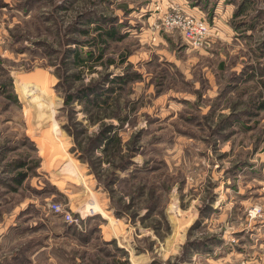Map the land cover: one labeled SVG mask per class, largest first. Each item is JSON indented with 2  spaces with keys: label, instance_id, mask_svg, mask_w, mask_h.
Here are the masks:
<instances>
[{
  "label": "rangeland",
  "instance_id": "1",
  "mask_svg": "<svg viewBox=\"0 0 264 264\" xmlns=\"http://www.w3.org/2000/svg\"><path fill=\"white\" fill-rule=\"evenodd\" d=\"M190 1L0 0V264H264V0Z\"/></svg>",
  "mask_w": 264,
  "mask_h": 264
},
{
  "label": "built area",
  "instance_id": "2",
  "mask_svg": "<svg viewBox=\"0 0 264 264\" xmlns=\"http://www.w3.org/2000/svg\"><path fill=\"white\" fill-rule=\"evenodd\" d=\"M157 29L169 33H179L186 46L197 51L207 48L217 32L216 26L211 25L205 18L188 14L176 7H171ZM259 213L260 210L257 208L251 211L254 216Z\"/></svg>",
  "mask_w": 264,
  "mask_h": 264
},
{
  "label": "crops",
  "instance_id": "3",
  "mask_svg": "<svg viewBox=\"0 0 264 264\" xmlns=\"http://www.w3.org/2000/svg\"><path fill=\"white\" fill-rule=\"evenodd\" d=\"M155 1H157V0H154V2ZM165 1H166L167 5L170 4V1H172L169 6H171L173 4H176V5L181 6L182 7V10H184L188 14H193V15L200 16V17L205 18L204 15L202 14V12L200 11V9H201L200 8V5L199 6H196V2H192L190 0H165ZM163 2H164V0H162V3ZM155 5L156 4H154V6ZM163 5L165 6L166 4H163ZM160 7L162 8V5ZM153 29H154L153 27L151 29H149V31H150L149 34L152 33V35L154 36L155 40H158L159 34L157 32H154ZM257 229L260 230L261 232H263L261 229H259V227H257Z\"/></svg>",
  "mask_w": 264,
  "mask_h": 264
},
{
  "label": "bare ground",
  "instance_id": "4",
  "mask_svg": "<svg viewBox=\"0 0 264 264\" xmlns=\"http://www.w3.org/2000/svg\"><path fill=\"white\" fill-rule=\"evenodd\" d=\"M53 138V137H52ZM55 139V138H54ZM74 173H73V175L75 174V176H77V177H79L80 178V174H79V172L77 171V170H74L73 171ZM92 208H89L88 210H87V212L88 213H91V214H94L95 212H92Z\"/></svg>",
  "mask_w": 264,
  "mask_h": 264
},
{
  "label": "trees",
  "instance_id": "5",
  "mask_svg": "<svg viewBox=\"0 0 264 264\" xmlns=\"http://www.w3.org/2000/svg\"><path fill=\"white\" fill-rule=\"evenodd\" d=\"M19 181H21V178H18Z\"/></svg>",
  "mask_w": 264,
  "mask_h": 264
}]
</instances>
